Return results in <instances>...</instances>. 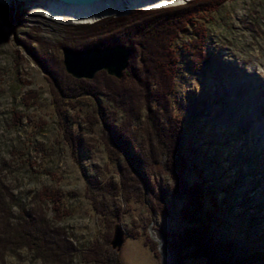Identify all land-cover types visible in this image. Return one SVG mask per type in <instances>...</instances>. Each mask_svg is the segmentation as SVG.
Here are the masks:
<instances>
[{"label": "rangeland", "instance_id": "rangeland-1", "mask_svg": "<svg viewBox=\"0 0 264 264\" xmlns=\"http://www.w3.org/2000/svg\"><path fill=\"white\" fill-rule=\"evenodd\" d=\"M11 1L10 6L0 3V180L17 203L13 215L18 207L40 206L49 224L67 233L77 251L61 264H95L83 252L95 240L102 243L107 232L112 238L115 224L121 225L125 240L120 251L110 241L107 246L123 264H165L161 252L167 264H175L161 232L182 227L178 213L184 196L172 177L178 162L167 166L161 154L151 171L143 169L144 180L136 169L142 170L141 162L132 163L112 143L101 120L103 107L112 121L128 126L137 152L156 156L149 144L162 145L154 121L145 119V101L134 99L130 105L118 95L122 84H138L128 77L105 80L100 71L91 79L71 76L62 63L61 45L66 27L85 23L33 12L30 5L38 0ZM196 23L207 33L206 64L190 61L188 49L197 39L193 24L173 42L179 60L170 107L181 121V177L183 184L199 182L210 192L213 201L204 197V207L214 217L212 233L232 242L233 258L264 264V0H223L217 10L200 13ZM80 81L99 92H82ZM131 107H139L137 116ZM71 135L82 143L74 146ZM160 185L167 189L161 192ZM43 189L60 193L61 219L49 199L40 203L35 198ZM156 192L169 214L152 212ZM110 207L120 216L109 228ZM146 237L155 242L156 252L145 244ZM3 258L4 264H43L26 248ZM184 264H205V259H185Z\"/></svg>", "mask_w": 264, "mask_h": 264}, {"label": "trees", "instance_id": "trees-1", "mask_svg": "<svg viewBox=\"0 0 264 264\" xmlns=\"http://www.w3.org/2000/svg\"><path fill=\"white\" fill-rule=\"evenodd\" d=\"M222 1L190 0L174 7L137 9L119 17H106L89 24L70 25L66 27V38L62 43V45L79 49L116 44H124L131 49L129 65L121 78L111 76L104 70H101L99 75H103L105 80L114 79L122 82L126 77L135 80L138 86L134 83H125L121 87L119 86L120 92L117 89H112L113 93L119 92L118 95L121 96L122 103L134 105V99L137 101L138 98L145 101V119L151 118L154 121L152 122L153 131H156L162 147L158 148V146L149 144L157 154L152 157L141 149L137 152L131 141L127 125L115 123L114 118L112 121L106 115L103 107L101 120L108 130L112 143L119 147L132 163L141 162L142 170L139 167L136 169L142 178L145 175L144 171H151V168L160 162L159 156L161 154L164 155V164L167 166L178 162V167L175 165L172 167V177L179 186L180 197L184 196V203L178 213V220L182 223V227L179 232H161L166 248H169L176 258L175 264H184L185 259L201 257L205 259V264H242L233 258L232 242L216 238L212 233L211 222L214 217L212 212L204 207V197H211L213 201L212 196L208 195L210 193L208 189L202 187L199 182H194L188 186L183 184L181 171L185 164L181 158L179 142L181 121L170 107L174 77L179 60L173 42L179 34L186 32L189 24H193L196 27L197 39L192 42L193 49H188L190 61L199 65L206 64L208 62L205 49L207 33L204 27H198L197 17L202 12L217 10ZM34 39L40 40L37 37ZM37 55L41 58L38 52ZM44 58L45 55L41 59L44 60ZM66 77L67 79L70 78L68 75ZM78 84H82V89H84L82 92L84 93L91 94L95 91L90 83L80 81ZM56 85L63 95L68 93H64V88L60 82L57 81ZM135 87L138 88L134 90ZM95 92L98 93L99 91ZM137 108L139 107L129 109L133 116L139 114ZM111 115L113 116V114ZM69 137L70 143L73 145L82 143L81 137L79 139L72 135ZM198 175L203 178L201 171H198ZM143 179L145 180V177ZM123 181H121L122 185L125 182ZM94 183L98 182L95 181ZM107 184L113 189H118V186L111 181H108ZM160 186L161 192L167 189L165 185ZM38 195L39 197H37ZM38 195L35 198H38L40 203L47 199L52 202L54 215L58 219L64 216L65 210L62 209L61 196L57 190L43 189ZM153 195L157 205H150L152 212L158 210L164 214H169V210L158 193ZM14 205L17 203L14 202L13 193L0 180V264H4L3 257L6 253L13 254L22 248L33 251L43 264H61L72 259L77 247L63 229L49 224L40 206L31 210L18 207V213L15 216L12 213ZM119 213L118 209L111 207L108 209L107 225L109 228L114 221L113 218H119ZM109 236L107 232L102 243L95 240L83 252L86 261L95 264H123L119 253H115L107 246L111 238ZM145 244L149 245L152 251H155L154 241L146 237ZM247 264L252 263L248 262Z\"/></svg>", "mask_w": 264, "mask_h": 264}, {"label": "water", "instance_id": "water-1", "mask_svg": "<svg viewBox=\"0 0 264 264\" xmlns=\"http://www.w3.org/2000/svg\"><path fill=\"white\" fill-rule=\"evenodd\" d=\"M68 5H89L100 0H57ZM62 63L65 71L75 78L91 79L98 71L104 70L107 74L116 78L123 76L124 70L129 65L131 49L124 44L108 46H92L88 48H73L68 45L61 46ZM151 230V229H150ZM125 240V233L120 224H115L111 247L116 251ZM160 242L159 239H156ZM162 258L167 264L166 256L161 252Z\"/></svg>", "mask_w": 264, "mask_h": 264}, {"label": "bare ground", "instance_id": "bare-ground-1", "mask_svg": "<svg viewBox=\"0 0 264 264\" xmlns=\"http://www.w3.org/2000/svg\"><path fill=\"white\" fill-rule=\"evenodd\" d=\"M19 1V0H18ZM190 0H100L89 5H68L57 0H38L31 3L33 12H39L55 21L92 23L106 16H120L134 9H153L178 5ZM13 1L0 0L10 6Z\"/></svg>", "mask_w": 264, "mask_h": 264}]
</instances>
